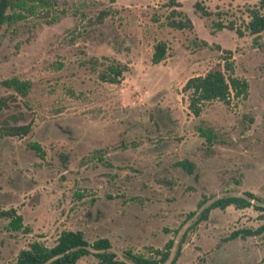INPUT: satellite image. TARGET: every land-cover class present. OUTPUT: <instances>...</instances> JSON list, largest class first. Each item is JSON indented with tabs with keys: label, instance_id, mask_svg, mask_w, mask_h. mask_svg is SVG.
I'll list each match as a JSON object with an SVG mask.
<instances>
[{
	"label": "rangeland",
	"instance_id": "1",
	"mask_svg": "<svg viewBox=\"0 0 264 264\" xmlns=\"http://www.w3.org/2000/svg\"><path fill=\"white\" fill-rule=\"evenodd\" d=\"M168 1L59 0L48 17L1 29L0 82L17 77L29 92L20 97L0 84V127L30 131L0 136V212L14 209L29 230H8L0 216V264L32 241L52 246L63 230L81 231L88 242L107 238L121 260L126 250L148 256L174 239L170 261L187 228L175 264H264L261 237L223 241L261 224L252 208L212 210L196 227V216L186 221L202 195L205 206L245 191L264 199V33L254 44L253 36L211 28L217 11L240 24L256 0H175L193 25L182 31L166 24ZM196 2L213 14L201 17ZM102 10L109 15L97 23ZM160 41L167 56L153 65ZM201 41L232 51L248 88L246 98L229 107L213 102L196 118L182 87L220 54ZM104 58L127 64L121 83L98 78ZM180 160L194 164L192 174L175 165ZM95 262L90 255L76 264Z\"/></svg>",
	"mask_w": 264,
	"mask_h": 264
},
{
	"label": "trees",
	"instance_id": "2",
	"mask_svg": "<svg viewBox=\"0 0 264 264\" xmlns=\"http://www.w3.org/2000/svg\"><path fill=\"white\" fill-rule=\"evenodd\" d=\"M59 0H0V31L4 26H10L16 22L22 21L28 17L40 14L46 15L53 11ZM167 5L171 9L167 15V26L175 30H191L192 21L177 8L180 4L175 0H169ZM193 9L201 17H209L212 12L208 11L200 3L193 4ZM245 18H239L240 24L236 19L224 20L227 13L221 14L215 12L216 19L212 22L213 31L229 30L234 31L237 37L242 38L246 35L253 36L254 44L264 33V0H256L253 5L246 6L244 11ZM109 15V10L99 12L96 22L102 23ZM201 47H210L204 41L199 44ZM211 49H215L220 54L217 56V62L211 66L204 74L187 79L182 87V92L187 98V109L193 117L198 118L204 107L213 102H221L229 107L231 99H244L247 96L248 84L245 80L235 75V65L233 53L230 50L223 49L219 45L213 44ZM167 46L165 42H157L153 47L151 63L160 64L166 59ZM102 70L98 73V78L105 83L117 85L123 80L124 74L129 71L127 64L107 60L104 58ZM1 86L11 89L20 97H26L29 92V83L19 80L17 77L5 79L0 82ZM4 98H0V111L5 103ZM30 131L29 125L3 126L0 127V136L23 137ZM206 131V130H205ZM199 129L201 135L210 142L213 140V133H207ZM30 149L35 153L40 152L37 144H29ZM65 156L63 160H65ZM187 174H192L194 164L189 160H180L175 164ZM209 198L205 195L197 203V208L186 215V221L196 216L191 227H196L201 222L207 221L212 210H225L232 206L236 210L252 208L258 213V220L261 224L256 228H241L232 231L224 242L235 239L244 240L248 237H261L264 241V199L245 191L241 195L222 196L212 200L205 206ZM0 216L8 220L7 228L11 231L23 230L28 232L22 223V217L16 214L14 209L0 212ZM190 227V228H191ZM192 229V228H191ZM189 228L180 236L179 242L170 259L174 247V239H169L161 248H150L149 255L144 256L133 253L130 250L124 251V260H121L112 251V245L106 238H99L93 242H88L81 231L63 230L58 235L52 246H46L39 241H32L26 249L18 252L15 260L11 264H76L80 259L87 256H94V264H175L181 255L182 245L187 239ZM178 230L173 231L176 236Z\"/></svg>",
	"mask_w": 264,
	"mask_h": 264
},
{
	"label": "crops",
	"instance_id": "3",
	"mask_svg": "<svg viewBox=\"0 0 264 264\" xmlns=\"http://www.w3.org/2000/svg\"><path fill=\"white\" fill-rule=\"evenodd\" d=\"M235 196H238V195H235ZM230 207H232V206H229V207H227V208H230ZM196 208H197V205H196ZM232 208H233V207H232ZM233 209H234V208H233ZM243 210H244V209H243ZM189 213H190V212H189ZM106 239H107V238H106ZM239 240H241V239H235V240H233V241H234V244L237 245L236 242L239 241ZM109 241H110V240H109ZM229 242H231V241H229ZM110 243H111V242H110ZM225 245H226V243H225L224 245H222L221 247H219V248H222V247L224 248ZM219 248H218V249H219ZM218 249H216L214 252H216Z\"/></svg>",
	"mask_w": 264,
	"mask_h": 264
}]
</instances>
